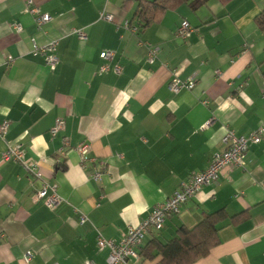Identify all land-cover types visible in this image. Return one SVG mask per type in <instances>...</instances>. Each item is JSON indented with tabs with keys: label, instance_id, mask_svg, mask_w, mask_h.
I'll use <instances>...</instances> for the list:
<instances>
[{
	"label": "crops",
	"instance_id": "0c3cea01",
	"mask_svg": "<svg viewBox=\"0 0 264 264\" xmlns=\"http://www.w3.org/2000/svg\"><path fill=\"white\" fill-rule=\"evenodd\" d=\"M29 2L51 17L41 29ZM138 2L0 0V123H9L0 139V264H108L100 235L119 242L209 167L228 131L248 137L264 124V33L255 22L264 0H209L195 10L183 4L146 28L136 18ZM102 12L114 21L101 20ZM184 22L192 29L185 40L178 37ZM51 41H58L55 68L32 53L34 42ZM103 51L115 55L106 73ZM174 73L196 79V87L172 93ZM58 120L65 129L52 136ZM18 144L57 186V207L35 202L43 181L3 158ZM81 144L91 147L85 166ZM101 163L105 173L96 182ZM220 210L228 216L218 226L220 243L194 264H264V142L249 145L246 171L224 170L149 234L128 264H163L156 252L144 254L150 243L165 244Z\"/></svg>",
	"mask_w": 264,
	"mask_h": 264
},
{
	"label": "built area",
	"instance_id": "2783aa9c",
	"mask_svg": "<svg viewBox=\"0 0 264 264\" xmlns=\"http://www.w3.org/2000/svg\"><path fill=\"white\" fill-rule=\"evenodd\" d=\"M27 12L34 15L39 29H41L44 24L51 21V17L46 14H41L40 10L37 7H34L32 2L28 3ZM100 19L108 22L114 21V17L105 12L101 13ZM127 26H129V24H127ZM15 28L18 33L23 32V27L21 25H15ZM137 29L138 28L133 27L134 31H137ZM191 31L192 29L188 22H184L178 31V37L185 40L190 35ZM73 33L81 40L86 39L83 30H75ZM57 46L58 41H51L43 46H38L34 42L32 53L45 57L46 65L50 68H55L59 63V58L56 54ZM156 54L157 49L150 50L148 58L149 63L153 64L155 62ZM114 56L115 55L112 51H103L101 53V59L105 63L100 68V73H106L111 70L110 63L113 61ZM121 70L120 67L115 68V71L118 73H120ZM196 84V79L188 78L183 80L177 73H174L169 89L172 93L178 94L183 90L192 91L196 87ZM206 103L207 102H205V104ZM8 129V122L0 123L1 140L5 139ZM64 129L65 122L58 120L52 128L51 134L52 136H56ZM262 142H264V124L248 137H239L234 131H228L223 138L224 150L217 152L212 157L209 167L201 173L194 175L189 181L182 183L180 188L169 199L154 207L148 217L142 220L137 227H131L119 242L107 240L100 235L98 239V247L100 249H109L108 264H128L130 259H139L138 250L149 234L162 231L168 218L178 215L182 206L190 199H193L203 187L217 183L223 171L227 168L234 167L246 171L249 145L251 143L260 144ZM65 144L68 145L67 142ZM76 150L80 156L81 165L85 166L89 161V153L91 150L90 145L81 144ZM3 158L5 160H14L18 162L27 174L43 181L41 188L34 196L35 202L42 201L49 208L57 207L62 203L63 198L59 194L57 186L51 185L43 180L38 166L35 163L26 160L25 150L21 145H8L7 150L3 153ZM105 168V163H101V166L93 175V179L96 182L101 181L105 173ZM86 220L87 219L83 217V222ZM31 259L32 254L28 253L24 260L25 262H29Z\"/></svg>",
	"mask_w": 264,
	"mask_h": 264
},
{
	"label": "trees",
	"instance_id": "16d2710c",
	"mask_svg": "<svg viewBox=\"0 0 264 264\" xmlns=\"http://www.w3.org/2000/svg\"><path fill=\"white\" fill-rule=\"evenodd\" d=\"M209 0H139L136 18L143 28L156 20L157 15L167 9H174L183 4H189L192 9H198ZM258 29L264 33V9L255 19ZM131 24V23H130ZM65 170V164L59 165ZM247 214L231 218V222L242 220ZM228 219L224 210L205 214L200 223L193 229L180 228L177 236L165 244L150 243L144 250L148 258H162L163 264H194L208 257L211 250L220 243L218 226ZM161 232V231H160Z\"/></svg>",
	"mask_w": 264,
	"mask_h": 264
}]
</instances>
